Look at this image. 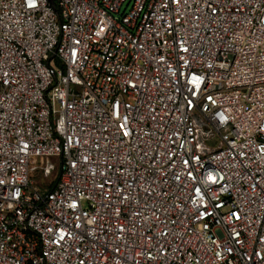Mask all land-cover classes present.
Masks as SVG:
<instances>
[{"label":"built area","instance_id":"2783aa9c","mask_svg":"<svg viewBox=\"0 0 264 264\" xmlns=\"http://www.w3.org/2000/svg\"><path fill=\"white\" fill-rule=\"evenodd\" d=\"M0 264H264V0H0Z\"/></svg>","mask_w":264,"mask_h":264},{"label":"rangeland","instance_id":"374dc122","mask_svg":"<svg viewBox=\"0 0 264 264\" xmlns=\"http://www.w3.org/2000/svg\"><path fill=\"white\" fill-rule=\"evenodd\" d=\"M37 178L39 179V177L37 176ZM47 183V182H46ZM46 183H44V184H46ZM43 184V183H42Z\"/></svg>","mask_w":264,"mask_h":264},{"label":"trees","instance_id":"16d2710c","mask_svg":"<svg viewBox=\"0 0 264 264\" xmlns=\"http://www.w3.org/2000/svg\"><path fill=\"white\" fill-rule=\"evenodd\" d=\"M51 186H53V184Z\"/></svg>","mask_w":264,"mask_h":264}]
</instances>
